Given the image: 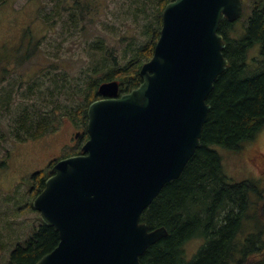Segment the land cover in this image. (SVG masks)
Here are the masks:
<instances>
[{
	"label": "water",
	"instance_id": "1",
	"mask_svg": "<svg viewBox=\"0 0 264 264\" xmlns=\"http://www.w3.org/2000/svg\"><path fill=\"white\" fill-rule=\"evenodd\" d=\"M242 11L241 0L167 2L139 85L122 93L117 80L98 85L80 154L56 161L32 199L59 238L35 264H141L167 235L141 213L200 147L207 97L228 65L218 27Z\"/></svg>",
	"mask_w": 264,
	"mask_h": 264
},
{
	"label": "trees",
	"instance_id": "2",
	"mask_svg": "<svg viewBox=\"0 0 264 264\" xmlns=\"http://www.w3.org/2000/svg\"><path fill=\"white\" fill-rule=\"evenodd\" d=\"M169 1L136 7L134 15L142 18L143 38L127 42L120 56L104 40L87 39L91 57L97 52L99 56L78 75L60 70L64 64L53 62L39 85L33 79L29 89L35 84L41 103L19 106L12 116V138L22 141L55 131L64 116L77 128L84 127L86 108L100 96L98 85L102 82L117 80L122 92L137 87L141 82L139 69L152 56L161 11ZM55 6L53 13L58 14V8L66 12L69 35L75 30L87 35V22L101 14L103 4L99 0H58ZM218 32L225 41L223 55L228 65L214 80L207 97L210 109L200 147L180 176L167 182L141 213L140 221L149 229L164 226L167 230L166 236L139 257L141 264H264V187L251 180L229 179L214 149L239 150L264 125V0H245L242 17L237 21L224 18ZM7 137L0 129V143ZM78 152L77 146L72 154ZM47 174V169L34 172L25 193L37 194ZM192 238H199L201 244L187 257L184 247ZM58 240L57 232L38 217L32 232L16 243L6 264H35Z\"/></svg>",
	"mask_w": 264,
	"mask_h": 264
},
{
	"label": "rangeland",
	"instance_id": "3",
	"mask_svg": "<svg viewBox=\"0 0 264 264\" xmlns=\"http://www.w3.org/2000/svg\"><path fill=\"white\" fill-rule=\"evenodd\" d=\"M99 1L103 4L102 12L87 22V35L78 30L69 35L66 12L61 8L58 14L51 10L56 8L58 0H0V68L3 69L0 129L8 136L0 143V162L6 161V167H0V264H6L16 243L24 240L38 222L39 214L29 204L35 194L25 193L31 185L32 174L74 153L77 145L72 134L74 131L83 133L82 126L77 128L64 116L55 131L34 139L14 140L12 116L19 106L41 103L35 84L29 89L30 82L37 79L39 85L41 77L45 78L51 71L53 62H58L59 66L64 64L60 70L68 69L72 75H78L99 56L97 52L91 57L86 49L87 39L104 40L120 56L127 42L134 37L137 41L143 38L140 34L142 18L134 15L136 7L156 5V0ZM31 92L33 97L29 96ZM214 149L229 179L251 180L264 187V125L239 150L221 146ZM200 244L199 238L190 239L184 247L186 256L191 257Z\"/></svg>",
	"mask_w": 264,
	"mask_h": 264
},
{
	"label": "flooded vegetation",
	"instance_id": "4",
	"mask_svg": "<svg viewBox=\"0 0 264 264\" xmlns=\"http://www.w3.org/2000/svg\"><path fill=\"white\" fill-rule=\"evenodd\" d=\"M244 2H245V0H244ZM1 71H3V69L2 68H0V72ZM3 75V74H2ZM0 77H1V73H0ZM0 79H2V78H0ZM3 80V79H2ZM73 138H72V140H75V142H76V145L78 144V143H80V147H81V145L83 144V142L85 141V139L82 141V138L81 137H79L78 135H77V133H76V131H74L73 132ZM78 136V137H77ZM80 139V140H79ZM82 141V142H81ZM7 156H8V154H7ZM6 156V157H7ZM2 160H4V159H2ZM1 160V162H0V167H4L5 165H6V161H2ZM54 162L52 161V162H50V165L48 166V169H47V171H49V169H50V167L52 166V164H53Z\"/></svg>",
	"mask_w": 264,
	"mask_h": 264
}]
</instances>
